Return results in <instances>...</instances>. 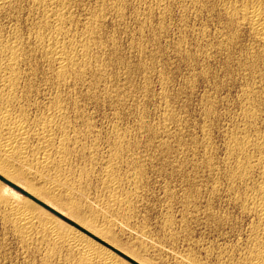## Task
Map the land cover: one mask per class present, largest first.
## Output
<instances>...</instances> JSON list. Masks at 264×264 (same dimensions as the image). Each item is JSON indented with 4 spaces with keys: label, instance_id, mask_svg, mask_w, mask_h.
<instances>
[{
    "label": "rangeland",
    "instance_id": "374dc122",
    "mask_svg": "<svg viewBox=\"0 0 264 264\" xmlns=\"http://www.w3.org/2000/svg\"><path fill=\"white\" fill-rule=\"evenodd\" d=\"M45 1L0 0V65H4L0 66L1 88L8 62L3 48L8 45V49L17 48L12 45H18L21 47L18 58L22 59L17 62L23 61L17 67V83L21 84L14 87V96L10 99L4 97L5 92L1 94L4 87L0 89V114L7 111L13 119L16 117L15 121L21 122L22 119L21 123H29L32 128L26 127V142L0 123V264H252V260L264 252H258L255 245L261 222L256 212L247 206L264 186V153L260 151L264 145V57L253 55L258 47L249 37L248 30L226 27L218 0L211 6L205 5L204 0H176V7L172 0H137L134 22L125 21L126 27L120 30L122 41L128 45L125 49L116 47L114 39H109L107 28L102 27V23L107 25L109 21L104 19L101 22V16L106 15L104 7L98 8L99 16L93 11L97 0ZM106 3L107 0H100V4ZM208 7L211 9L207 12ZM118 11L126 14L123 9ZM58 15L65 17L56 24L54 18ZM46 18L48 21L53 19V22H47ZM207 20L213 21L210 33L207 27H201ZM48 28L52 29L47 31ZM241 31L247 35H242ZM59 34V41L85 47V52H75V63L71 65L74 69H67L68 79H65L66 83L61 81L62 84L56 77L57 65L45 49L49 39L54 41ZM149 36L154 39H148ZM250 67L255 68L254 74ZM49 68L54 69L56 76ZM79 68L80 71L84 69L81 76L78 75ZM87 70L90 72H83ZM99 71L102 74L99 75ZM30 72L34 76L28 74ZM82 75L85 79L90 77L92 82L80 79ZM68 80L76 84H72L74 90ZM31 81L34 85L28 84ZM85 82L88 87L93 85L89 87V90L93 88L92 92L85 89H88ZM23 85L28 87L23 88ZM57 87L59 91H56ZM101 87L107 90L104 93H110L105 97L106 100L109 98V106L103 101L87 108L81 105L79 98L96 97L100 95ZM66 90L69 91L65 93ZM84 90L89 95L82 93ZM94 90H97L95 94ZM70 91V97L59 93L69 94ZM75 92L82 95L79 97ZM115 93L120 97V104L115 105L117 108L112 107V101L117 98ZM56 95L62 99L55 98ZM13 97L15 103L11 101ZM52 99H59L58 103L66 100L61 104L64 112L69 113L65 115L69 126L67 144L71 143L68 147L72 156L77 155L70 156L68 163H59L56 147L45 151L42 148L44 141L41 142L43 139L37 135L44 126V116L48 118L50 115V118L54 114L57 103ZM72 99H77V104L75 101L71 103ZM32 130L37 135L35 138ZM117 133H120L118 137ZM153 137L157 139L152 142ZM70 139L75 143L69 142ZM250 140L254 143L250 144ZM243 145L250 150L239 153L237 148ZM238 153L242 155L241 160ZM244 161L250 168L239 175L237 167ZM209 163L213 164L212 167ZM106 166H113L112 171H115L112 172L114 177L112 174L109 177L113 183L110 185ZM196 167L201 169L197 171ZM135 179L138 184H133ZM246 195L251 198L246 199ZM209 208L227 214L238 227L209 229L206 223ZM23 209L31 212L30 224L27 221L28 225L21 226L15 219ZM17 225L21 226H18L20 232ZM24 226L29 231H24ZM81 243H89L97 251L90 256L78 247ZM94 252L101 256H92ZM105 253L106 258L109 257L106 262Z\"/></svg>",
    "mask_w": 264,
    "mask_h": 264
},
{
    "label": "bare ground",
    "instance_id": "6f19581e",
    "mask_svg": "<svg viewBox=\"0 0 264 264\" xmlns=\"http://www.w3.org/2000/svg\"><path fill=\"white\" fill-rule=\"evenodd\" d=\"M51 1V0H50ZM49 1V2H50ZM53 1V0H52ZM51 1V2H52ZM202 1V0H201ZM219 1V3H220V6H221V12H222V15L224 16V18H222V19H224V21H225V25H226V27H229V28H234V27H237L238 29L239 28H241V29H246V30H248L247 32H249V37L251 38V40H252V42L258 47L257 49H258V51L256 52V53H254L253 55H256V56H258V57H261V56H263L264 57V0H218ZM45 2H47V0L45 1ZM204 2V1H203ZM53 3V2H52ZM42 5V4H41ZM202 5H203V3H202ZM206 5V4H205ZM216 6V5H215ZM219 6V7H220ZM214 7V6H213ZM209 8V7H208ZM211 8H209V9H207V12H208V10H210ZM206 10V9H205ZM214 10V9H213ZM218 11V10H217ZM215 12V11H214ZM219 12V11H218ZM60 13V12H59ZM96 13V12H95ZM211 13V12H210ZM54 15H55V13H54ZM57 15V14H56ZM64 15H58L57 16V18H54V22L57 24L58 22H60L61 20H62V18L64 19V17H63ZM69 16V15H68ZM99 16V15H98ZM222 16V17H223ZM67 17V16H66ZM198 17V16H197ZM217 17V16H216ZM49 18V17H48ZM52 18V17H51ZM50 19V18H49ZM96 19V18H95ZM53 19H51L50 21H52ZM220 20V19H219ZM46 21L47 22H50V21H48V19L46 18ZM90 21V20H89ZM97 21H98V19H97ZM53 22V21H52ZM62 23V22H61ZM63 23H64V21H63ZM223 22H221V24H222ZM46 24H49L50 25V23H46ZM52 24V23H51ZM59 24V23H58ZM65 24V23H64ZM90 24V23H89ZM220 24V23H219ZM221 24H220V26H221ZM96 25V24H95ZM224 25V24H223ZM47 26V25H46ZM51 26V25H50ZM64 26V25H63ZM88 26H90V25H88ZM223 27V26H222ZM41 28H43V27H41ZM91 28H93L92 26H91ZM91 28H90V31H91ZM225 28V27H224ZM46 29V28H45ZM50 29H52V28H50ZM49 28L47 29V31L48 30H50ZM54 29V28H53ZM43 30V29H42ZM62 30V29H61ZM93 30V29H92ZM222 30V29H221ZM245 30V31H246ZM53 31V30H52ZM226 31V30H225ZM231 31V33H232V30H230ZM66 32V31H65ZM87 32H88V30H87ZM224 31H222V33H223ZM237 32V31H236ZM235 32V33H236ZM243 31H241V33H242ZM58 33V32H57ZM68 33V32H67ZM66 33V34H67ZM96 33V32H95ZM239 33V32H238ZM51 34V33H50ZM62 34V33H61ZM61 34H59V35H57V38H55L54 37V41H52L51 40V42H50V39H49V43H47L46 41V46H45V49H46V51H47V54L48 55H50L51 56V58L53 59V62L57 65V76L55 75V73H54V69H52V68H49V69H52V71H53V74H54V76H56L57 77V79H58V81H59V84H62V82L61 81H65V79H68V78H66L67 77V74H68V72H67V69L68 68H70V67H72L71 65H73L75 62V56H74V54H75V52L77 51H82V52H85V47H79V46H77V45H75L74 46V44H71V43H69V45H68V43L66 44L65 42H62V41H59V38H60V36H61ZM65 34V33H64ZM63 34V35H64ZM93 34V33H92ZM97 34V33H96ZM96 34H95V36H96ZM245 34H246V32H245ZM244 34V32L242 33V35H245ZM43 34H41V36H42ZM238 35V34H237ZM236 35V36H237ZM241 35V34H240ZM247 35V34H246ZM38 36H40V35H38ZM49 36V35H48ZM68 36V35H67ZM71 36V35H70ZM222 36L223 35H221V37L220 38H222ZM224 36H225V34H224ZM37 37V36H36ZM43 37V36H42ZM51 37H52V35H51ZM50 37V38H51ZM227 37V36H226ZM239 37V36H238ZM238 37H236V38H238ZM249 37H248V39H249ZM53 38V37H52ZM87 38V37H86ZM217 38V37H216ZM244 38V37H243ZM9 39V38H8ZM16 39H18V38H15V40ZM42 39V38H41ZM44 39V38H43ZM73 39V38H72ZM224 39V38H223ZM222 39V40H223ZM226 39V38H225ZM242 39V38H241ZM240 39V40H241ZM1 40V39H0ZM14 40V39H13ZM12 40V41H13ZM20 40V39H19ZM19 40H17L18 42H19ZM45 40V39H44ZM68 41H69V39H67ZM70 40H71V38H70ZM90 40H92V39H90ZM93 40H94V38H93ZM239 40V39H238ZM6 41V40H5ZM4 41V42H5ZM7 41H9V40H7ZM11 40H10V42H12ZM41 41V40H40ZM74 41V40H73ZM86 41V43H87V45L86 46H88V42H87V40H85ZM227 41H228V39H227ZM14 42V41H13ZM16 42V41H15ZM17 42V43H18ZM21 42V41H20ZM42 42V41H41ZM83 42V41H82ZM81 42V43H82ZM222 42V41H221ZM240 42V41H239ZM6 43V42H5ZM21 43H23V41L21 42ZM77 43V42H76ZM75 43V44H76ZM84 43V42H83ZM90 43H91V41H90ZM89 43V44H90ZM223 43H225V42H223ZM222 43V44H223ZM227 43V42H226ZM249 43V42H248ZM4 44V43H3ZM10 44V43H9ZM37 44H39V43H37ZM92 44V43H91ZM228 44V43H227ZM233 44H234V42H233ZM239 44V43H238ZM7 45H8V43H7ZM22 46L24 45V44H21ZM40 45V44H39ZM42 45V44H41ZM79 45V44H78ZM235 45H237V44H235ZM235 45H233V46H235ZM248 45V44H247ZM3 46V45H2ZM12 46H17V48H18V45H12ZM38 46V45H37ZM92 46V45H91ZM220 46V45H219ZM225 46V45H224ZM230 46V45H229ZM237 46H239V45H237ZM1 47V46H0ZM7 47H9V45L7 46ZM3 48V51H4V53L7 55V57H8V62H7V64H6V66L4 67V72H3V75H2V80H3V92H1V94L2 93H4L5 92V94H4V97H7V98H9L10 99V97L13 95V94H15L14 93V91H16V90H14V87L16 86V84H18V83H20V82H18L17 83V76H16V72H17V67H19L18 66V64H21L22 65V63H23V61H22V63H18L22 58L20 57V58H18V53H19V49L21 48V47H19L18 49L16 48V47H14V48ZM25 47V46H24ZM42 47H44V44H43V46ZM2 48V47H1ZM91 48H93V46L91 47ZM228 48V47H227ZM249 48V47H248ZM37 49V48H36ZM89 50H90V48H88ZM100 49V48H99ZM226 49V48H225ZM253 49V48H252ZM251 49V50H252ZM33 50V49H32ZM38 50H39V47H38ZM41 50V49H40ZM237 50V49H236ZM24 51V50H23ZM223 52L225 51V50H222ZM90 52V51H89ZM93 52H94V50H93ZM93 52H92V54H93ZM221 52V51H220ZM226 52V51H225ZM230 52V51H229ZM243 52H245V51H243ZM255 52V51H254ZM21 53V52H20ZM23 53V52H22ZM87 53H88V51H87ZM4 54V55H5ZM81 54V53H80ZM83 54V53H82ZM86 54V53H85ZM230 54V53H229ZM246 54V53H245ZM42 55V54H41ZM47 55V56H48ZM91 55V54H90ZM227 55V54H226ZM233 55H234V53H233ZM237 55H239V54H237ZM243 55H244V53H243ZM227 56H229V55H227ZM22 57H24L25 58V56L23 55ZM85 57V56H84ZM83 57V58H84ZM87 57V56H86ZM85 57V58H86ZM91 57V56H90ZM92 57H93V55H92ZM230 57V56H229ZM249 57V56H248ZM252 57V56H251ZM84 58V59H85ZM232 58V57H231ZM230 58V59H231ZM17 59H20L19 61L17 60ZM50 59V58H49ZM82 59V58H81ZM81 59H79L80 61H81ZM234 60L235 59H237V57L236 58H233ZM262 59V58H261ZM260 59V60H261ZM51 60V59H50ZM78 60V61H79ZM89 60V59H88ZM87 60V61H88ZM91 60V59H90ZM250 60V59H249ZM18 61V62H17ZM93 61V60H92ZM95 61V60H94ZM228 61V60H227ZM233 61V60H232ZM241 61V60H240ZM243 61V60H242ZM241 61V62H242ZM246 60H244V62H245ZM247 61H248V59H247ZM253 61V60H252ZM2 62H3V60H2ZM84 62V61H83ZM121 62V61H120ZM235 62V61H234ZM237 62H239V61H237ZM240 62V63H241ZM256 62V61H255ZM5 63V62H4ZM52 63V62H51ZM86 63V62H85ZM90 63V62H89ZM232 63V62H231ZM253 63V62H252ZM54 64V65H55ZM76 64H77V60H76ZM81 64V63H80ZM116 64V63H115ZM245 64V63H244ZM2 66H4L3 64H1ZM0 65V66H1ZM90 65H92L91 63L89 64V67H90ZM52 66V65H51ZM50 66V67H51ZM82 66V65H81ZM84 66H85V64H84ZM228 66V65H227ZM247 66V65H246ZM250 66H251V64H250ZM258 66H260V65H258ZM55 67V66H54ZM86 67H87V65H86ZM86 67H84V69H86ZM243 67V66H242ZM248 67H249V65H248ZM247 67V68H248ZM252 67V66H251ZM250 67V68H251ZM1 68V67H0ZM33 68V67H32ZM73 68V67H72ZM75 68H77V67H75ZM80 68H82V67H80ZM80 68H79V71H80ZM91 68H93V67H91ZM240 68H241V65H240ZM244 68V67H243ZM262 68V67H261ZM74 69V68H73ZM84 69H82V70H84ZM95 69V68H94ZM97 69H98V67H97ZM231 69V68H230ZM230 69H228V70H230ZM252 69V68H251ZM250 69V70H251ZM255 69V68H254ZM254 69H252V73L254 72L253 70ZM2 70V69H1ZM77 70V69H76ZM75 70V71H76ZM81 70V71H82ZM103 70V69H102ZM101 70V71H102ZM226 70H227V68H226ZM237 70H239V69H237ZM22 71V70H21ZM56 71V70H55ZM71 71V70H70ZM75 71H72V72H74V73H78V72H75ZM80 71V73H78V75L79 76H81V72ZM93 71V70H92ZM263 71V70H262ZM83 72H90L89 70H87V71H83ZM97 72V71H96ZM100 72V71H99ZM103 72V71H102ZM226 72H229V71H226ZM233 72V71H232ZM235 72V71H234ZM236 72H238V71H236ZM243 71H241V73H242ZM245 72H247V71H245ZM251 72V71H250ZM259 72V71H258ZM36 73V72H35ZM34 73V74H35ZM50 73V72H49ZM106 73V72H105ZM260 73V72H259ZM259 73H255L256 74V76L259 74ZM2 74V73H1ZM28 74H32V76H34L33 75V73H28ZM51 74V73H50ZM49 74V75H50ZM71 74V73H70ZM99 75L100 74H102L101 72L100 73H98ZM226 74H229V73H226ZM231 74V73H230ZM254 74V73H253ZM263 74V73H262ZM35 75H37V74H35ZM44 75V74H43ZM73 75V74H72ZM76 75V74H75ZM74 75V76H75ZM89 75V74H88ZM104 75V74H103ZM102 75V76H103ZM108 75V74H107ZM242 75V74H241ZM251 75V74H250ZM261 75V74H260ZM46 76V75H45ZM74 76H72L73 78H74ZM77 76V75H76ZM75 76V77H76ZM83 76H85V75H82V77L80 78V79H82L83 78ZM87 76V75H86ZM90 76V75H89ZM88 76V77H89ZM92 76H93V74H92ZM96 76H98V75H96ZM102 76H101V78H102ZM23 77V76H22ZM25 77V76H24ZM27 77V76H26ZM78 77V76H77ZM105 77H106V75H105ZM253 77H254V75H253ZM258 77V76H257ZM263 77V76H262ZM29 78V77H28ZM35 78V77H34ZM51 78H52V76H51ZM50 78V79H51ZM54 78V77H53ZM79 78V77H78ZM93 78V77H92ZM95 78H97V77H95ZM256 78V77H255ZM258 78H261L260 76L258 77ZM25 79V78H24ZM30 79V78H29ZM31 79H32V77H31ZM70 79V78H69ZM75 79V78H74ZM77 79V78H76ZM83 79H85V78H83ZM88 79V78H87ZM87 79H85V80H87ZM94 79V78H93ZM92 79V80H93ZM98 80H99V78H97ZM263 79V78H262ZM21 80V79H20ZM28 80V79H27ZM34 80V79H33ZM32 80V81H33ZM38 80V79H37ZM53 80V79H52ZM72 81H73V79H71ZM70 80V81H71ZM77 80H79V79H77ZM84 80V81H85ZM90 80V81H89ZM95 80V79H94ZM98 80H96V81H98ZM101 80V79H100ZM99 80V81H100ZM107 80V79H106ZM112 80H113V78H112ZM264 80V79H263ZM30 81V80H29ZM32 81L30 82V83H28V84H32V85H34L33 83H32ZM55 81H57V80H54V82ZM57 81V82H58ZM69 80H68V83L70 82ZM88 82H92L91 81V78L89 77V79L87 80ZM102 81V80H101ZM28 82V81H27ZM49 82H52V81H49ZM61 82V83H60ZM67 81H65L64 83H66ZM80 82V81H79ZM107 82V81H106ZM112 82V81H111ZM53 83V82H52ZM56 83V82H55ZM54 83V84H55ZM67 83V84H68ZM86 83V82H85ZM105 83V82H104ZM117 83V82H116ZM260 83V82H259ZM2 84V83H1ZM21 84V83H20ZM22 84H23V82H22ZM24 84H27V83H24ZM59 84L57 85V84H55V86L57 85V86H59ZM70 84H71V82H70ZM72 84H73V82H72ZM72 84H71V88H73V90L75 89V87H72ZM84 84V83H83ZM91 83H89V85H90ZM103 84V83H102ZM106 84V83H105ZM113 84V83H112ZM31 85V86H32ZM73 85H76V84H73ZM78 85V84H77ZM85 85H87L86 87H88V83H86V84H84V86ZM95 85V84H94ZM117 85H119V84H117ZM117 85H116V88H117ZM261 85H262V83H261ZM24 86H27L28 87V85H23L22 87L24 88ZM60 86H62V85H60ZM64 86V85H63ZM68 86V85H67ZM70 86V85H69ZM79 86V85H78ZM83 86V85H82ZM90 86H92L93 87V85H90ZM89 86V87H90ZM101 86V85H100ZM100 86H96L98 89L100 88ZM105 86V85H104ZM108 86V85H107ZM107 86H105V87H107ZM111 86V85H110ZM113 86H115V85H113ZM120 86V85H119ZM118 86V87H119ZM35 87V86H34ZM54 87V86H53ZM89 87H88V89L87 88H85L86 90H89ZM95 87V86H94ZM262 87V86H261ZM264 87V86H263ZM1 87H0V89H2ZM26 88V87H25ZM32 88H33V86H32ZM32 88H28V89H32ZM62 87H60L59 89H61ZM65 88H66V86H65ZM77 88V87H76ZM78 88H80V86L78 87ZM82 88V87H81ZM102 88V87H101ZM112 89H113V87H111ZM111 88H109L108 87V89H111ZM121 88V87H120ZM16 89V88H15ZM34 89V88H33ZM55 89H57L56 91H59L58 90V87L57 88H55ZM67 89H70V87H68ZM97 89V90H98ZM105 89V88H104ZM103 88H102V91L104 92V91H107V90H104ZM115 89V88H114ZM118 89V88H117ZM26 90V89H25ZM71 90V89H70ZM77 90V89H76ZM91 90H93V88L92 89H90L89 91L90 92H92ZM97 90H94V94H95V92L97 91ZM101 90V89H100ZM99 90V91H100ZM23 91H24V89H23ZM30 91V90H29ZM33 91V90H32ZM31 91V92H32ZM64 91V90H63ZM67 91H69V90H66L65 91V93L67 92ZM72 91V90H71ZM71 91H70V93L69 94H64L63 92H59V93H62L63 94V97H64V95H71ZM80 91H82V89H80ZM109 91V90H108ZM111 91V90H110ZM109 91V92H110ZM113 91V90H112ZM118 91V90H117ZM18 92H19V89H18ZM77 92V91H76ZM75 92V95H77V93ZM78 92H79V90H78ZM86 91L84 90V92H82V93H84L85 95L87 94V95H89L88 93H85ZM120 92V91H119ZM247 92V91H246ZM24 93V92H23ZM25 93H27V92H25ZM72 93H73V91H72ZM80 93V92H79ZM100 93H101V91H100ZM251 93V92H250ZM1 94H0V96H1ZM17 94V93H16ZM27 94H30L29 92L27 93ZM57 94V93H56ZM62 94H60V96L62 97ZM74 94V93H73ZM93 94V93H92ZM91 94V95H92ZM54 95V94H53ZM82 95V94H81ZM81 95H77V96H81ZM109 96H110V93L108 94ZM113 95V94H112ZM115 95H116V97H117V94L115 93ZM120 95V94H119ZM247 95H249V94H247ZM251 95V94H250ZM14 96V95H13ZM25 96H26V94H25ZM28 96V95H27ZM35 96V95H34ZM59 96V95H58ZM57 95L55 96V98L56 97H58ZM77 96H75V97H77ZM97 96V95H96ZM114 96V95H113ZM121 96V95H120ZM252 96V95H251ZM4 97H2V98H4ZM62 97V98H63ZM70 97V96H69ZM75 97H74V99H75ZM92 97H94V96H92ZM123 97V96H122ZM248 97H250V96H248ZM248 97H247V99H248ZM14 98V97H13ZM18 98V97H17ZM20 98V97H19ZM23 98V97H22ZM25 98V97H24ZM52 98H53V96H52ZM59 98V97H58ZM62 98H59V99H62ZM66 98V97H65ZM73 98V97H72ZM78 98V97H77ZM82 98V97H81ZM246 98V97H245ZM59 99H56V101H58ZM67 99H69V98H67ZM74 99H72V100H70L71 101V103L73 102V101H75L76 102V100H74ZM107 99V98H106ZM112 99H115V98H112ZM4 99H2L1 100V102L3 101ZM8 99H6V101H7ZM14 100H15V98L14 99H12L11 98V101H13L14 102ZM53 101H55L54 99H52ZM64 100V99H63ZM63 100H62V104H63ZM79 100H81L80 98H79ZM108 100H109V98H108ZM107 100V101H108ZM55 101V102H56ZM60 101V100H59ZM64 101H66V100H64ZM69 101V102H70ZM4 102V101H3ZM9 102V101H8ZM15 102H16V100H15ZM14 102V103H15ZM77 102H78V100H77ZM77 102H76V104H77ZM122 102V101H121ZM126 102V101H125ZM53 102H51V104H52ZM57 104H55L54 106H55V111H54V114L52 115V113H51V117L49 118V116H48V118L46 117V116H44V118H45V123H44V126H43V128H41V130L38 132V130H37V132H38V136L39 137H41V138H39L40 140H42L41 142H43L44 141V143H42V145L44 144V147H42L43 149H45V151L47 150V149H51V148H54V147H56V149L55 150H57V155L59 156V163L61 164V163H63V162H65V161H67L69 158H70V156H72V151L70 150V148L68 147V146H70V144L68 145L67 144V141L69 140V132H68V127H67V124H66V121H65V115H67V113L68 112H64V110H65V108L63 109L62 107H64V106H62V104L61 103H58V102H56ZM99 103V102H98ZM102 103V102H101ZM99 104L100 106L102 105V104ZM108 103H110V102H108ZM108 103H106V106H107V104ZM54 104V103H53ZM111 104V103H110ZM118 104H120V103H118ZM125 104V103H124ZM6 105H8V104H6ZM6 105H4V107L6 106ZM67 105H69V104H67ZM71 105V104H70ZM82 105V104H81ZM94 105H95V103H94ZM97 105V104H96ZM95 105V106H96ZM9 106H11L10 105V103H9ZM65 106H66V104H65ZM72 106H73V104H72ZM75 106V105H74ZM77 106V105H76ZM75 106V107H76ZM85 106V105H84ZM83 106V107H84ZM87 106L88 105H86V107L85 108H87ZM108 106H109V104H108ZM119 106V105H118ZM51 107V106H50ZM69 107V106H68ZM71 107V106H70ZM69 107V108H70ZM78 107V106H77ZM76 107V108H77ZM112 107H113V105H112ZM116 108H117V106H115ZM79 108H81V107H79ZM7 109V108H6ZM10 109V108H9ZM73 109V108H72ZM8 110V109H7ZM66 110H68L67 108H66ZM73 110H75V112H77L76 111V109H73ZM81 110L82 111H84V108H81ZM119 110V109H118ZM117 110V111H118ZM3 111V110H2ZM69 112H70V110H68ZM88 110H86V112H87ZM116 111V110H115ZM10 112V111H9ZM13 112V111H12ZM25 112V111H24ZM23 111H22V114L24 113ZM50 112H52L51 110H50ZM74 112V111H73ZM78 112H80L79 110H78ZM86 112H84V114L86 113ZM83 113V112H82ZM81 113V114H82ZM118 113V112H117ZM12 114V113H11ZM13 114H14V112H13ZM20 114V113H19ZM25 114V113H24ZM23 114V115H24ZM73 114V113H72ZM74 114H76V113H74ZM83 114V115H84ZM87 114H89L88 112H87ZM86 114V115H87ZM91 114V113H90ZM15 115V114H14ZM26 115V114H25ZM68 115H69V113H68ZM71 115V114H70ZM78 115V114H77ZM76 115V117H77V119H78V117L79 116H77ZM79 115H80V113H79ZM83 115H80V116H82V117H84ZM118 115H120L119 113H118ZM15 116H17V115H15ZM21 116V115H20ZM87 116H89V115H87ZM117 116V115H116ZM122 116V115H121ZM19 117V116H18ZM17 117V119H19ZM26 118H27V116H25ZM24 117V118H25ZM74 117H75V115H74ZM82 117H80V118H82ZM118 117H120V116H118ZM246 117H248V116H246ZM251 117V116H250ZM249 117V118H250ZM16 117H14V119H15ZM21 118V117H20ZM23 118V117H22ZM42 118H43V116H42ZM67 118V117H66ZM69 118H71V117H69ZM87 118V117H86ZM85 118V119H86ZM90 118V116L88 117V119ZM171 118V117H170ZM170 118L169 119H167V120H170ZM249 118H247V120L249 119ZM252 118H253V116H252ZM251 118V119H252ZM13 118H12V116L6 111V112H4V113H2V114H0V123L1 124H3V126L6 128H8L9 129V131L14 135V136H16V137H18L21 141L23 140V141H26L27 139H28V129H32L30 126H28L29 125V123H28V125H24L25 124V122H24V124L23 123H21V122H23V120L21 119V122H18L17 120L15 121ZM41 119V118H40ZM76 119V120H77ZM87 119V120H88ZM25 120V119H24ZM29 120V119H28ZM70 120V119H69ZM81 119H79V121H80ZM90 120V119H89ZM124 120V119H123ZM82 121V120H81ZM83 121H84V119H83ZM249 121V120H248ZM37 122V121H36ZM87 122H89L88 124L89 125H91L90 124V121H87ZM40 123V122H39ZM70 123H71V121H70ZM70 123L68 124V125H70ZM0 124V125H1ZM84 124V123H83ZM250 124H252L251 123V121H250ZM72 125V124H71ZM117 125V124H116ZM28 126V129L26 128ZM142 126H144V125H142ZM0 127H2V126H0ZM30 127V128H29ZM39 127H41V125L39 124ZM71 127V126H70ZM88 127V126H87ZM91 127V126H90ZM119 127V126H118ZM139 127H140V125H139ZM36 128H38V127H36ZM35 128V129H36ZM89 128V127H88ZM141 128V127H140ZM143 128H146V127H143ZM34 129V130H35ZM39 129V128H38ZM70 129V128H69ZM72 129H73V127H72ZM72 129H70V132H71V134H72ZM92 129V128H91ZM121 129V128H120ZM116 130V129H115ZM122 130V129H121ZM124 130V129H123ZM156 130V129H155ZM120 131V130H119ZM157 131V130H156ZM30 132H34L33 130L32 131H30ZM29 132V133H30ZM73 132H75L74 130H73ZM121 132H124V131H121ZM120 132V133H121ZM148 132H150V129H149V131ZM113 133V132H112ZM120 133H117L118 135H117V137L119 136V134ZM158 133V132H157ZM74 134V133H73ZM72 134V135H73ZM76 134H78L77 132H76ZM30 135L31 134H29V137H30ZM33 135V134H32ZM36 135V136H37ZM114 135V134H113ZM35 136V132H34V138L36 137ZM71 136V135H70ZM76 136V135H75ZM115 136V135H114ZM114 136H113V138H114ZM116 137V138H117ZM14 138V137H13ZM30 138H32V136L30 137ZM29 138V139H30ZM70 138H72V137H70ZM77 138H79V135H77ZM247 138V137H246ZM245 138V139H246ZM154 139V140H153ZM153 139H152V142L153 141H156L155 139H157V138H155V137H153ZM16 140H18L17 138H16ZM76 140H78V139H76ZM235 140H236V138H235ZM237 140H239V138L237 139ZM30 141H31V139H30ZM37 141H39V140H37ZM74 141V143H75V140H72V139H70V141L69 142H73ZM116 141H117V139H116ZM116 141H114V142H116ZM27 142V141H26ZM28 142H29V140H28ZM120 142V141H119ZM126 142V141H125ZM144 142V141H143ZM150 142V141H149ZM237 142V141H236ZM251 140H250V144H251ZM258 142V141H257ZM121 143H124V140H123V142L121 141ZM156 143V142H155ZM240 143H242V142H240ZM252 143H254V142H252ZM28 144V143H27ZM41 144V143H40ZM80 144V143H79ZM116 144V143H115ZM151 144V143H150ZM25 145V144H24ZM57 145V146H56ZM78 145V144H77ZM137 145V144H136ZM153 145V147H154V144H152ZM157 145V144H156ZM165 145V144H164ZM163 145V147H165ZM235 145V144H234ZM239 145V144H238ZM257 145V144H256ZM27 146V145H26ZM81 146H83V144H81ZM141 146V145H140ZM149 146V145H148ZM167 147H170V146H168V145H166ZM172 146V145H171ZM258 146V145H257ZM256 146V147H257ZM260 146V145H259ZM79 147V146H78ZM78 147H77V150H79L78 149ZM156 147V146H155ZM157 147H160V146H157ZM162 147V148H163ZM237 147V146H236ZM240 148H237V151L239 152V153H244V151L247 149L246 148V145H243V146H239ZM41 148V147H40ZM69 148V149H68ZM76 148V147H75ZM79 148H81V147H79ZM84 148V147H83ZM83 148H81V149H83ZM42 149V150H43ZM71 149H72V147H71ZM80 149V150H81ZM164 149V148H163ZM162 149V150H163ZM167 149V148H166ZM166 149H165V151H166ZM170 149V148H169ZM168 149V150H169ZM172 149V148H171ZM169 150V151H172V150ZM262 149V150H261ZM261 149H260V151H262L263 153H264V145H262L261 146ZM39 150H41V149H39ZM53 150V149H52ZM72 150H75L76 151V149H72ZM231 150V149H230ZM248 150V149H247ZM250 150V149H249ZM248 150V151H249ZM74 151V152H75ZM86 151V150H85ZM164 151V152H165ZM169 151H167V154L168 153H170ZM73 152V153H74ZM83 152V151H82ZM94 152V151H93ZM163 152V151H162ZM233 152V151H232ZM54 153V152H53ZM56 153H54V154H56ZM78 153V152H77ZM76 153V154H77ZM83 153H85V152H83ZM95 153V152H94ZM119 153V152H118ZM117 152H116V154H118ZM166 153V152H165ZM234 153H236V151H234ZM238 153V154H239ZM260 153L261 152H259V155H260ZM50 154H52V153H50ZM53 154V155H54ZM91 154V153H90ZM114 154V153H113ZM233 154V153H232ZM237 154V156H239L240 155V160H241V154H239L238 155ZM119 155V154H118ZM235 155V154H234ZM246 155V154H245ZM56 156V155H55ZM77 156V155H76ZM76 156H72V157H76ZM117 156V155H116ZM120 156V155H119ZM248 156V155H247ZM261 156H262V154H261ZM244 157V156H243ZM249 157V156H248ZM263 157H264V155H263ZM46 158V157H45ZM114 158V157H113ZM245 158H247L246 156H245ZM47 159V158H46ZM52 159V158H51ZM50 159V160H51ZM262 159V158H261ZM54 159H52V161H53ZM70 160V159H69ZM112 160V159H111ZM206 160H208V159H206ZM212 160V159H211ZM253 160V159H252ZM259 160H260V158H259ZM54 161H57V160H54ZM246 161V160H245ZM244 161V162H245ZM255 161V160H254ZM58 162V161H57ZM56 162V163H57ZM69 161H67V163H68ZM71 162V161H70ZM167 162V161H166ZM169 162V161H168ZM213 162V161H212ZM237 162H238V159H237ZM240 162V161H239ZM242 162V161H241ZM252 162V161H251ZM257 162H258V160H257ZM260 162H262V161H260ZM49 163H50V161H49ZM66 163V162H65ZM115 163V162H114ZM114 163H112V164H114ZM183 163V162H182ZM181 163V164H182ZM201 163V162H200ZM248 163V162H247ZM246 162L245 163H239V165H238V167H237V174H239V175H242V174H244L245 172H247L248 170H249V168H250V165L249 164H247ZM253 164H255L254 162H252ZM252 163H250V164H252ZM169 164H171V163H169ZM184 164V163H183ZM182 164V165H183ZM206 164V163H205ZM210 164V166L211 165H213V164H211V163H209ZM252 164V165H253ZM69 165V164H68ZM111 165V164H110ZM115 165V164H114ZM185 165V164H184ZM54 166V165H53ZM179 166V165H178ZM198 166V165H197ZM200 166V165H199ZM202 166V165H201ZM254 166H256V165H254ZM253 166V167H254ZM59 167H61V166H59ZM66 167V166H65ZM68 167V166H67ZM112 167L113 166H111V168H109V167H105V168H108V169H106V177L108 178V180L110 179L109 177L110 176H112L113 174H112ZM143 167V166H142ZM180 167H181V165H180ZM203 167H205V166H203ZM208 167V166H207ZM212 167V166H211ZM258 167H259V165H258ZM260 167H261V164H260ZM62 168V167H61ZM133 168V167H132ZM139 168V167H138ZM137 168V169H138ZM140 168H141V165H140ZM197 168V167H196ZM200 169H201V167H199ZM116 169V168H115ZM181 169V168H180ZM198 169V168H197ZM200 169H198L197 171H199ZM209 169H210V167H209ZM260 169V168H259ZM141 170V169H140ZM182 170V169H181ZM180 170V171H181ZM250 170H252V169H250ZM254 170V169H253ZM142 171V170H141ZM182 171H184V170H182ZM214 171V170H213ZM115 172V171H114ZM113 172V173H114ZM138 172H139V169H138ZM251 172V171H250ZM112 174V175H111ZM139 174H140V172H139ZM262 174H263V177H264V165H263V167H262ZM115 175V174H114ZM114 175H113V177H114ZM200 175V174H199ZM224 175H225V173H224ZM83 176V175H82ZM228 177H229V175H227ZM234 176H236V174H234ZM225 177V176H224ZM238 177V176H237ZM247 177V176H246ZM106 178V179H107ZM191 178V177H190ZM111 179H112V177H111ZM114 179V178H113ZM137 179V178H136ZM135 179V181H133L134 183L133 184H138L137 183V180ZM143 179V178H142ZM107 180V181H108ZM134 180V179H133ZM139 180V179H138ZM197 180V179H196ZM230 180H231V178H230ZM233 180V179H232ZM236 180H238V179H236ZM106 181V182H107ZM115 181H116V179H115ZM114 181V182H115ZM117 183H118V180H117ZM140 183V182H139ZM191 183V182H190ZM194 183V182H193ZM232 183V182H231ZM108 184V183H107ZM110 184H113L112 183V181L111 180H109V185ZM262 185V184H261ZM113 186V185H112ZM214 186V185H213ZM234 186V185H233ZM109 187V186H108ZM138 187V185L136 186V188ZM236 187V186H235ZM246 187V186H245ZM261 187V186H260ZM263 188H261V190L260 191H258V192H256V195L250 200V201H248L249 202V205H247V206H249L250 207V210L252 209L253 210V212L255 211L256 212V214H257V218H259V221L261 222V224H260V226H258L259 227V229H258V239L256 238V243H255V245H256V247H257V250H258V252H259V250H264V186H262ZM117 188V187H116ZM115 188V189H116ZM110 189V188H109ZM111 189H113L112 187H111ZM110 189V190H111ZM233 189V188H232ZM239 189V188H238ZM260 189V188H259ZM258 189V190H259ZM232 191V190H231ZM8 192H10V191H8ZM115 192V191H114ZM123 192V191H122ZM218 192V191H217ZM236 192V191H235ZM255 192H254V194H255ZM30 193V192H29ZM249 193V192H248ZM252 195V194H251ZM251 195L250 196H248L249 198H251ZM35 196V195H34ZM114 196H115V193H114ZM112 197V196H111ZM129 197V196H128ZM248 197H247V195H246V199H248ZM115 198V197H114ZM117 198V197H116ZM121 198V197H120ZM128 199V198H127ZM245 201V200H244ZM240 203H242V202H240ZM245 204V203H244ZM27 207H29V206H27ZM244 207H246L245 205H244ZM23 208V207H22ZM33 208V207H32ZM243 208V207H242ZM248 208V207H247ZM19 209H21V208H17V210H19ZM35 209V208H34ZM12 210H13V212H14V209L12 208ZM16 210V209H15ZM24 211H20L19 213H18V215L16 216V219H15V222L17 223V224H21V226H23V225H28V223H29V221H30V214H31V212L29 213L27 210L25 211V209H23ZM29 211H31V208L29 209ZM35 211V210H34ZM33 211V212H34ZM12 212V211H11ZM248 212V211H247ZM246 212V213H247ZM16 213V212H15ZM245 213V212H244ZM17 214V213H16ZM33 216H35V215H33ZM13 217H14V214H13ZM255 217H256V215H255ZM11 220H13V219H11ZM29 220V221H28ZM257 220V219H256ZM14 221V220H13ZM12 221V222H13ZM27 221H28V223H27ZM33 221V220H32ZM15 223V224H16ZM48 223V222H47ZM30 224V223H29ZM42 225V224H41ZM49 225V224H48ZM21 227L20 225H17V227ZM19 227H18V232H20L19 231ZM26 226H24L23 228H25ZM48 227V226H47ZM22 228V229H23ZM256 228V227H255ZM30 229H31V227H30ZM257 229V228H256ZM20 230H21V228H20ZM27 229L25 228V230L24 231H26ZM49 230V229H48ZM16 231H17V229H16ZM22 231V230H21ZM24 231H22V233H24ZM27 231H29V230H27ZM45 231V230H44ZM51 232V231H50ZM53 232V231H52ZM57 232V231H56ZM55 232V234H57ZM25 233H27V232H25ZM257 233V232H256ZM18 234V233H17ZM21 234V233H20ZM40 234V233H39ZM54 234V233H53ZM254 234H255V232H254ZM19 235V234H18ZM57 235H59V234H57ZM255 236H256V234H255ZM67 237V236H66ZM72 237V236H71ZM74 237H76V236H74ZM79 237V236H78ZM257 237V236H256ZM63 238V237H62ZM73 238V237H72ZM75 239H77V238H75ZM253 239H255V238H253ZM73 240H74V238H73ZM79 240H81V239H79ZM78 240V241H79ZM72 240H70V242H71ZM77 241V240H76ZM83 241V240H82ZM255 241V240H254ZM81 242V241H80ZM79 242V243H80ZM84 243V242H83ZM90 243V242H89ZM89 243H87V245H82V243L81 244H79L78 245V247L80 246L83 250H85L87 253H89V255L91 256V254H92V252L93 251H97V250H95L94 249V247H91L90 245H88ZM92 243V242H91ZM251 243H253V241H251ZM78 244V243H77ZM85 244V243H84ZM75 245V244H74ZM92 245V244H91ZM252 245V244H251ZM78 247H76V248H78ZM94 250H93V249ZM255 248V247H254ZM253 248V249H254ZM79 249V248H78ZM80 250V249H79ZM254 250H256V249H254ZM81 251V250H80ZM82 252V251H81ZM101 252V251H100ZM83 253V252H82ZM99 253V252H98ZM97 252L95 253L94 252V254L92 255V256H95V254L99 257V255L101 256V254H98ZM73 254V253H72ZM258 254V253H257ZM102 255H103V253H102ZM87 256V255H86ZM96 256V257H97ZM105 261L104 262H106V260H108V258H106V253H105ZM109 256H111V255H109ZM254 257V256H253ZM256 257V256H255ZM91 258H95V257H91ZM103 258V257H102ZM111 258V257H110ZM90 259V258H89ZM92 260V259H91ZM96 260V259H95ZM97 260H99V259H97ZM109 260H111V259H109ZM102 261V260H101ZM111 261H113V260H111ZM87 262V261H86ZM89 262V261H88ZM103 262V263H104ZM252 264H264V252L263 253H260L259 255H257V257L254 259V261L252 260ZM91 263V262H90ZM109 263V262H108ZM105 264V263H104ZM111 264V263H110ZM114 264V263H113ZM116 264V263H115Z\"/></svg>",
    "mask_w": 264,
    "mask_h": 264
},
{
    "label": "snow or ice",
    "instance_id": "6c2138e0",
    "mask_svg": "<svg viewBox=\"0 0 264 264\" xmlns=\"http://www.w3.org/2000/svg\"><path fill=\"white\" fill-rule=\"evenodd\" d=\"M172 2L174 7L178 6L176 0H172ZM204 3L211 6L212 4L216 3V0H204ZM136 6L137 0H107L106 4H100V0H97V7L93 8V11L96 12L97 15H100L98 11L99 7H104L106 9V15L101 16V22L104 19H107L109 23L107 25H103L102 23V27L107 28L109 39H114L116 47L123 46L125 49L128 47L127 43L122 41L120 30L126 27L125 21H127L129 24L134 22ZM88 7L92 8V5H88ZM118 9H123L124 13L126 14H121ZM212 24V20H207L206 24H202L201 27H207V30L210 33L212 31ZM148 39L151 40L154 38L149 36ZM107 95V93L101 91L100 95L96 97L83 96L80 102L81 104L88 106H92L93 103H98L101 101L107 103V100L105 99ZM119 101L120 97H117L116 100H113V106H115ZM206 217V223L209 229H214L217 226H222L224 228H229L232 226L238 227V225L235 224V221L230 216L223 212L217 213L211 208L207 210Z\"/></svg>",
    "mask_w": 264,
    "mask_h": 264
}]
</instances>
